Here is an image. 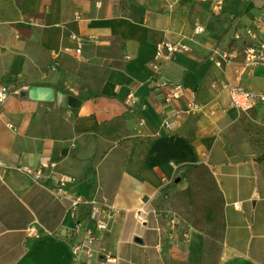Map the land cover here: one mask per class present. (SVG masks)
<instances>
[{
  "label": "crops",
  "instance_id": "crops-1",
  "mask_svg": "<svg viewBox=\"0 0 264 264\" xmlns=\"http://www.w3.org/2000/svg\"><path fill=\"white\" fill-rule=\"evenodd\" d=\"M246 28L264 41V0H0V84L80 101L59 109L26 93L0 105V264H73L68 232L79 224L81 240L90 212H72L78 197L102 206L92 251L117 264H264V156L234 132L230 106L234 87L264 96V66H244L233 40ZM164 42L188 51L160 60ZM217 49L232 51L219 67ZM178 84L199 113L167 131L164 99ZM51 174L74 183L53 191Z\"/></svg>",
  "mask_w": 264,
  "mask_h": 264
},
{
  "label": "built area",
  "instance_id": "built-area-1",
  "mask_svg": "<svg viewBox=\"0 0 264 264\" xmlns=\"http://www.w3.org/2000/svg\"><path fill=\"white\" fill-rule=\"evenodd\" d=\"M197 33L202 32V28H197ZM70 39L78 40L75 34L69 35ZM254 40V32L251 28H246L241 34L239 31L234 32L233 40L235 42H244L242 48L241 60L244 66L248 68H256L264 66V41L252 42ZM188 51V47L181 43L164 42L158 44L156 48V57L160 60H169L178 52ZM76 54L81 53L77 49ZM210 58L216 66L228 63L232 58V51L217 49L212 52ZM29 88L24 85H5L0 84V105H3L12 96H24ZM165 106L167 118L163 123V128L167 131L178 127L187 117L199 113V104L196 92H186L183 85H173L168 89L165 96ZM264 102V96L251 93L243 88L234 87L230 90V106L239 113H245L252 110L258 104ZM8 128L13 126L7 124ZM22 170L35 182H43L46 177L41 167L25 166ZM53 180L57 182V187L53 191L61 192L66 189L74 180L65 175H52ZM89 207L90 212L87 215L88 226L83 230V237L79 241H72L73 232H79L80 225L76 224L74 230L68 232V240L71 245L73 255V264H91L93 260L95 264H117V258L111 253L94 254L92 248L97 240V233L107 230L106 224L101 220L102 206L95 199H87L78 197L72 201V212L78 207ZM146 210L140 209L135 212L134 217L140 225L146 223ZM180 218L174 216L168 218L169 228L171 230H179L181 228Z\"/></svg>",
  "mask_w": 264,
  "mask_h": 264
},
{
  "label": "rangeland",
  "instance_id": "rangeland-1",
  "mask_svg": "<svg viewBox=\"0 0 264 264\" xmlns=\"http://www.w3.org/2000/svg\"><path fill=\"white\" fill-rule=\"evenodd\" d=\"M240 114V124L234 132L249 137V147L256 153V161H261L264 153V112H261L256 106L252 110Z\"/></svg>",
  "mask_w": 264,
  "mask_h": 264
},
{
  "label": "water",
  "instance_id": "water-1",
  "mask_svg": "<svg viewBox=\"0 0 264 264\" xmlns=\"http://www.w3.org/2000/svg\"><path fill=\"white\" fill-rule=\"evenodd\" d=\"M27 97L32 101L52 102L55 100L57 108L61 109L67 103L70 108H77L80 101L74 97H67L64 93L55 92L50 87H31L27 92ZM138 241V240H137Z\"/></svg>",
  "mask_w": 264,
  "mask_h": 264
},
{
  "label": "trees",
  "instance_id": "trees-1",
  "mask_svg": "<svg viewBox=\"0 0 264 264\" xmlns=\"http://www.w3.org/2000/svg\"><path fill=\"white\" fill-rule=\"evenodd\" d=\"M263 156H264V154H263Z\"/></svg>",
  "mask_w": 264,
  "mask_h": 264
}]
</instances>
